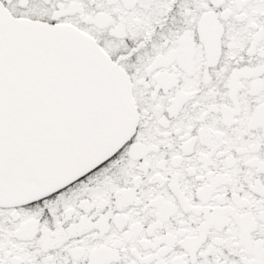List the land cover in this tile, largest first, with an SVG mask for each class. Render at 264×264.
<instances>
[{
    "label": "snow or ice",
    "instance_id": "snow-or-ice-1",
    "mask_svg": "<svg viewBox=\"0 0 264 264\" xmlns=\"http://www.w3.org/2000/svg\"><path fill=\"white\" fill-rule=\"evenodd\" d=\"M0 264H264V0H0Z\"/></svg>",
    "mask_w": 264,
    "mask_h": 264
}]
</instances>
